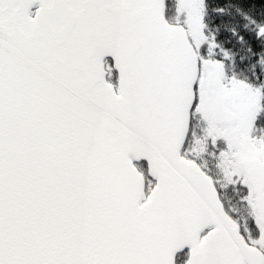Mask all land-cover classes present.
I'll return each mask as SVG.
<instances>
[{
  "label": "snow or ice",
  "instance_id": "snow-or-ice-1",
  "mask_svg": "<svg viewBox=\"0 0 264 264\" xmlns=\"http://www.w3.org/2000/svg\"><path fill=\"white\" fill-rule=\"evenodd\" d=\"M0 264H264V0H0Z\"/></svg>",
  "mask_w": 264,
  "mask_h": 264
}]
</instances>
